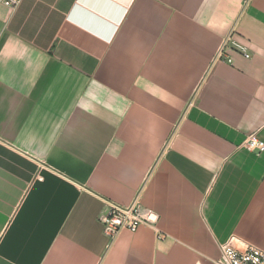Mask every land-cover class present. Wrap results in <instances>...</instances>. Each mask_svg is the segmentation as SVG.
Segmentation results:
<instances>
[{"label":"crops","instance_id":"crops-1","mask_svg":"<svg viewBox=\"0 0 264 264\" xmlns=\"http://www.w3.org/2000/svg\"><path fill=\"white\" fill-rule=\"evenodd\" d=\"M233 63L215 61L223 41ZM264 0L0 3V264H217L264 251ZM146 183V184H145ZM156 227L116 241L105 201Z\"/></svg>","mask_w":264,"mask_h":264},{"label":"built area","instance_id":"built-area-1","mask_svg":"<svg viewBox=\"0 0 264 264\" xmlns=\"http://www.w3.org/2000/svg\"><path fill=\"white\" fill-rule=\"evenodd\" d=\"M21 2L22 0H0V3L11 9L18 7ZM230 46L236 47L246 58H250V54L245 49L237 47L231 36H228L223 41L215 61L232 64V58L226 53V49ZM243 147L252 153H264V142L256 135L247 137ZM143 190L144 188L130 206L124 207L111 201H105V209L101 213L99 221L103 226L104 234L111 240V243L116 241L124 231L135 233L143 225L156 227L159 216L153 210L142 206ZM220 250L221 258L217 264H264V251L253 245H248L244 250H238L230 241L222 244Z\"/></svg>","mask_w":264,"mask_h":264}]
</instances>
